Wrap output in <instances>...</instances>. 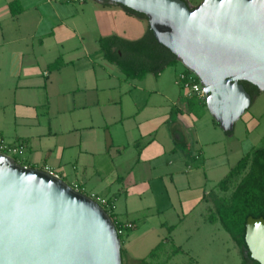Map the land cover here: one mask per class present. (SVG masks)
Here are the masks:
<instances>
[{"label": "crops", "instance_id": "1", "mask_svg": "<svg viewBox=\"0 0 264 264\" xmlns=\"http://www.w3.org/2000/svg\"><path fill=\"white\" fill-rule=\"evenodd\" d=\"M143 25L100 0H0V136L23 146V165L106 199L113 221L134 225L120 240L122 264H147L169 242L170 256L190 240L182 230L222 237L204 211L232 168L218 153L224 134L176 84L184 70L127 78L106 60L99 39L136 40Z\"/></svg>", "mask_w": 264, "mask_h": 264}, {"label": "water", "instance_id": "2", "mask_svg": "<svg viewBox=\"0 0 264 264\" xmlns=\"http://www.w3.org/2000/svg\"><path fill=\"white\" fill-rule=\"evenodd\" d=\"M146 18L155 41L192 73L224 133L264 94V0H105ZM250 259L264 264V219L247 218ZM0 264H122L110 215L58 176L0 154Z\"/></svg>", "mask_w": 264, "mask_h": 264}, {"label": "trees", "instance_id": "3", "mask_svg": "<svg viewBox=\"0 0 264 264\" xmlns=\"http://www.w3.org/2000/svg\"><path fill=\"white\" fill-rule=\"evenodd\" d=\"M100 1L103 4H109L105 0ZM10 6H13V3ZM121 8L127 14L146 20L141 14ZM98 45L103 51L106 60L115 64L127 78H141L147 73L157 75L165 68L172 67L178 63L174 55L155 41L148 28L136 40H125L112 36L99 39ZM195 79L198 81L196 77ZM240 83L250 96L253 97L259 94L254 86L246 82ZM194 100L193 97L188 99V105L196 115H200L203 112V108H205V102H198V100L196 102ZM215 124L217 125V123ZM215 189L221 195L216 196L214 192L211 193L214 196V208L208 209L206 221L220 224L222 229L229 235L239 250L241 264H258L249 257L244 242V235L247 218L264 219V147L252 148L242 156L215 186ZM110 217L113 218L111 214ZM113 222L116 228H121L119 223ZM160 247L154 248L149 254V258H154ZM143 263H145V260L141 262V264Z\"/></svg>", "mask_w": 264, "mask_h": 264}, {"label": "rangeland", "instance_id": "4", "mask_svg": "<svg viewBox=\"0 0 264 264\" xmlns=\"http://www.w3.org/2000/svg\"><path fill=\"white\" fill-rule=\"evenodd\" d=\"M202 1L203 0H187V3L191 7H195ZM143 22V26H146L147 22L145 19H143ZM135 35L136 34H133V36ZM177 62V67L179 69L187 71L183 68L179 61ZM184 94L187 93L182 91L183 96ZM191 97H193L195 99L194 101L197 102L198 99H196L195 96ZM191 97L188 98L190 99ZM202 111H207L206 107L203 108ZM218 130H220L219 127ZM222 133L224 135H221L220 139H223L224 137L225 144H222L220 146V148L218 149V153L224 152L225 155L228 156L227 163H229V165H231L232 167H234L237 161L242 156H244V154L248 153L252 148L264 147V94L259 93L257 95L251 106L235 123L233 132L230 135H227V133L224 132ZM225 145L227 147V152L224 151ZM213 192L214 194H216V196L221 195V193L216 189H214ZM82 193L85 192L82 191ZM207 202V207L213 209L215 201L212 194L208 196ZM205 208L206 205H203L201 208L202 212ZM205 211L204 218L205 220H207L206 218L209 210L206 212ZM206 224L209 223L207 222ZM217 225L220 226V224ZM217 225H215L214 227H216ZM187 226L188 224H186V227ZM182 229L183 226L181 227L180 231ZM221 230H223L222 227ZM221 232H223V235L219 238L216 236V233L212 230L211 226H202L198 232L193 229L191 231L186 229V232L185 230H182L180 232V235L182 237H184V235L190 237L188 243L184 239L176 241L179 245H181V247L179 248V250L175 248L171 256H168V254H166L174 248L171 245V242H169L165 246L162 245L157 250V254L154 256V258L150 257L147 260V264H241V256L239 254L237 246L224 230ZM122 236L123 234L118 236L119 239ZM222 238L227 240L228 245L225 241H222Z\"/></svg>", "mask_w": 264, "mask_h": 264}, {"label": "built area", "instance_id": "5", "mask_svg": "<svg viewBox=\"0 0 264 264\" xmlns=\"http://www.w3.org/2000/svg\"><path fill=\"white\" fill-rule=\"evenodd\" d=\"M80 1V0H79ZM176 84L181 88L183 92H186L187 97L195 96L196 99L199 101H204L205 102V94L202 90V87L198 81H196L195 76L190 73L189 71H182L179 73L176 77ZM23 153V146L22 145H10L6 143L3 138L0 136V154L7 155L11 158L14 159V161L18 164H20V159L17 157H20V155ZM21 165H23L21 163ZM25 166V165H23ZM50 174H53L51 171H49L47 168L43 169ZM71 187V186H70ZM74 190L80 192L76 186L71 187ZM94 199L108 214H110L111 210V204L104 198H99V197H91ZM115 225V223H114ZM116 228V225H115ZM134 225L127 223L121 225V228H116L117 235L120 236L124 234L126 230L133 229Z\"/></svg>", "mask_w": 264, "mask_h": 264}]
</instances>
